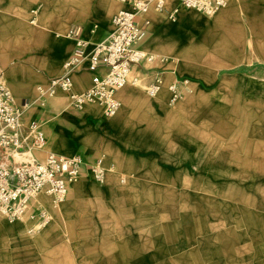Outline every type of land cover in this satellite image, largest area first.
<instances>
[{
    "label": "crops",
    "instance_id": "1",
    "mask_svg": "<svg viewBox=\"0 0 264 264\" xmlns=\"http://www.w3.org/2000/svg\"><path fill=\"white\" fill-rule=\"evenodd\" d=\"M75 1L45 0L37 18L29 20L35 24L33 30L27 24L24 0H0V22H5L1 27L27 34L24 39L27 43L18 39L16 44L33 45V51L38 55L45 51L49 53L46 59L39 61L42 71L31 68L28 72V86L35 80H45L47 84L50 78L62 73L63 62L73 48V41L65 36L68 10L79 18L82 37L95 44L111 32L109 9L115 4L118 9L123 6L113 0H104L107 6L103 9L95 6L89 13L87 0H78L77 4ZM175 7L178 8L177 16L171 20L168 14ZM13 9H16V15L10 13ZM146 16L150 21L148 34L140 47L166 60L135 64L130 74L142 76L146 87L156 71L161 70L165 84L175 78H186L190 80L193 92L170 106L165 88L157 98L151 99L146 95L145 87L129 83L116 93L121 106L114 115L107 117L101 107L86 105L80 116H66L69 136L53 134L44 144L43 151L32 153L40 160L45 151L63 155L79 153L92 162L99 157L93 156L96 151H102L107 169L103 183L82 176L69 187L72 198L100 199L107 207V213L112 214L125 213L132 207L118 205L121 199H139L140 205L136 209L141 215V226L133 225L140 233L128 238L119 237L117 242L108 238L100 259L107 262L125 264L129 260L126 252L129 245L140 247L133 262L141 260L152 264L162 259L187 260L183 257L187 253L175 250L179 249L176 241L164 240L163 232L149 233L157 231L158 227L163 231L164 227L160 225L163 222H157L158 215L165 213L173 223V214H223L226 212L221 206H206V198L243 197L249 190L248 185L252 187L254 182L264 180V1L228 0L215 14L207 15L181 7L180 0H165L162 10L150 9ZM91 75L85 68L76 72L73 89L82 92L88 88ZM4 76L9 82L20 78L13 66ZM15 101L23 103L22 98L15 97ZM28 116L26 112L27 120H39L38 115ZM101 118L104 120L99 124ZM53 121H48L52 129ZM93 143H96L93 153L76 151L80 144L89 149ZM116 173H127L124 186L117 185ZM41 197L52 212L63 217L73 213L71 207L64 205L65 200L52 207L48 196ZM260 197L264 198L263 192ZM175 199H182L181 205H175ZM127 223L131 228L132 223ZM197 223L198 229L200 223L204 224L200 220ZM164 224L168 225V221ZM25 225L27 223L23 221L0 218V247L17 239ZM68 226L69 230H75L72 222ZM46 228L48 226L42 231ZM194 228L195 225L190 227L189 222L182 220V230ZM185 236H189L188 232ZM21 240L25 241L24 238ZM74 245L76 248L69 251L77 250V243H72L71 247ZM62 247V242L54 244L59 256ZM70 254L72 260L73 253Z\"/></svg>",
    "mask_w": 264,
    "mask_h": 264
},
{
    "label": "rangeland",
    "instance_id": "2",
    "mask_svg": "<svg viewBox=\"0 0 264 264\" xmlns=\"http://www.w3.org/2000/svg\"><path fill=\"white\" fill-rule=\"evenodd\" d=\"M24 1L27 4V24L34 30L36 29L35 24L33 22L30 23L29 20L31 19L32 21L33 18H37L40 11L44 8L42 4L45 0ZM77 1L78 0L75 1L76 4ZM87 1V11L89 10V13L95 6L102 9L104 6H107L104 0ZM67 5L69 9H72L69 3ZM73 8H75V6ZM117 9L118 6L116 4L109 9V19ZM151 10H153V8ZM11 12L13 15L17 14L16 9H13L10 13ZM33 14H35V17H33ZM66 20V31L67 28L74 23L77 25L79 24V27L82 26H80V20L76 17V13H73L71 10H68ZM1 24H5V22H0V77H2V80L11 89L17 99L22 98L23 103L29 102V107L26 110V112L29 113L28 117L33 118L37 115L39 116L40 125H42L45 130L46 143L50 141L53 134L58 136H69L70 134H67L69 129L66 116L68 114L75 116H80L82 114V109H75L72 107L70 102L71 94H78L81 91L73 90L74 92H63L58 90L54 95L42 99L44 104V106H42L36 87L37 85H46L45 80L43 82H38L36 80L30 81L29 83L32 85L28 86L26 79L28 78V72L31 68H34V70L38 72L42 71L39 61L46 59L49 53L45 51L41 53V55H38L33 51L35 48L33 45H17L16 41L18 39H26L27 34L21 30H6L5 27H1ZM11 51H13V53H11ZM10 66L17 69V74L20 77L17 81L9 82L4 76ZM130 76L131 78H136V84L138 86L145 87L142 76ZM49 120H54V129L50 127L48 123ZM103 120L104 118H101L98 123L100 124ZM95 146L96 143H93L88 149L85 145L80 144L77 146L76 151L80 150L93 153L95 152ZM93 156L105 157V153L97 150L96 155L94 154ZM14 159L16 162H20L22 160H32V157L30 156V152L25 151L22 155L14 153ZM115 179L118 186H124L125 181L128 179V175L127 173H116ZM121 180L124 181L122 182ZM253 184L252 187L248 185L249 190L245 191L243 197L232 199L223 197L215 200L206 198V206L210 208H213L214 205L221 206L226 212L223 214H209L208 212L200 215L192 212L186 215H182V213L173 214V223L171 222V218L166 217L165 213L158 215L157 222H163V224L160 225L161 227L163 226L164 229L161 231V228L158 227L157 231L152 230L149 233L154 234L155 232H163L164 240L169 243L176 241V247L179 249L175 250L179 253H187V255L183 256L187 258V260L172 261L170 259H162L152 264H264V198L260 197L262 192L264 193V180L254 182ZM44 199L45 198L40 196V200ZM181 200L182 199H175V205H181ZM69 203L70 205H67ZM119 204L124 208L132 206L135 209L131 207L130 209H126L125 213L119 214L107 213V207L104 206L100 199L93 200V198L88 197L72 198L71 192H69L64 205L71 207L73 211L71 216L68 215L63 217L47 208L51 216V222L47 225L48 229L46 228V231L40 230L42 232L34 231L31 233L29 229L35 227L37 217L35 212H33L35 205L33 206L30 204L23 216V218L27 219L28 224L18 232L17 239L11 241L10 244L0 247V264H124L100 260L103 257L102 253L105 252L104 243H106V240L108 241V238H112L113 241L115 240L117 242L119 237L128 238L130 236H137V232L138 234L140 233V229H136V225H133V223H135L137 227L141 226V215L137 213L136 209L137 205H140L139 199H121L118 205ZM87 209L91 211H87ZM103 211H106V213H103ZM167 216L171 217L170 215ZM0 218H5L2 213H0ZM182 220L189 222L190 227L191 225H195L196 228L189 231L182 230ZM199 220L204 224L202 226L200 223V228L198 229L197 221ZM167 221L168 225L164 224ZM70 222H72V227H74L75 230H69L67 228ZM127 222L132 223L130 226L131 228L128 227L130 223L128 224ZM169 222H171V224H169ZM110 226L111 229L109 228ZM201 227L203 228L201 229ZM187 232L189 236H185ZM23 238L25 241L21 240ZM55 240H57L56 242L58 243H63L60 253L61 256L57 254V249L54 250ZM72 243H77V250L75 252H73V249H75L76 246L74 245L71 247ZM148 247L147 245L146 248ZM70 248H73V251H69ZM138 248L140 249V247ZM139 249L130 245L126 246L129 260L126 261L125 264H151L150 262L147 263L141 260L134 261L135 263L133 262V257L138 256L135 255V252ZM59 252L60 251H58V253ZM71 252L73 253L72 260H70ZM92 256L98 259L93 260L91 258Z\"/></svg>",
    "mask_w": 264,
    "mask_h": 264
},
{
    "label": "built area",
    "instance_id": "3",
    "mask_svg": "<svg viewBox=\"0 0 264 264\" xmlns=\"http://www.w3.org/2000/svg\"><path fill=\"white\" fill-rule=\"evenodd\" d=\"M113 1L123 6L111 17V32L91 48H88L87 41L81 35V27L72 24L67 28V35L75 42L70 55L63 62L62 73L50 78L44 86L37 85L36 91L42 106V99L54 95L58 90L70 91L73 75L85 68L92 73L91 84L82 92L71 94V105L81 109L83 103L96 101L102 106L104 115L109 116L121 105L116 96L117 91L137 81L130 76L133 65L165 62L164 57L148 53L140 47L148 34L150 21L147 13L152 8L162 10L165 0ZM227 1L180 0V6L213 15ZM177 12L178 8L175 7L168 17L175 20ZM164 88L170 106L193 92L189 79L175 78L165 84L163 72L157 70L146 85L145 93L155 99ZM28 107L29 102L15 101L11 89L0 77V213L10 219L24 215L34 196L39 193L50 195L55 202L61 203L67 197L70 185L82 176L101 184L107 173L103 157L88 162L79 153L63 155L45 151L42 160L33 157L32 160L16 162L14 153L40 151L46 143L39 120L25 118ZM33 212L37 222L34 228L29 229L30 233L44 228L51 218L42 205L35 206Z\"/></svg>",
    "mask_w": 264,
    "mask_h": 264
},
{
    "label": "bare ground",
    "instance_id": "4",
    "mask_svg": "<svg viewBox=\"0 0 264 264\" xmlns=\"http://www.w3.org/2000/svg\"><path fill=\"white\" fill-rule=\"evenodd\" d=\"M197 11V10H196ZM32 12H35V11H32ZM95 28V27H94ZM68 39H70V40H72L73 41V44H74V42H75V40L72 38V37H69L68 35H67V33H66V35H65ZM93 43H89L88 41H87V45H92ZM74 89H73V85H72V87H71V89H70V91H68V92H74L73 91ZM63 92H65V91H63ZM177 103V102H176ZM89 104H91V105H97V106H99V107H101L102 108V106L98 103V102H96V101H94V102H85V103H83V105H82V110L84 109V107L86 106V105H89ZM121 106V105H120ZM120 108V107H119ZM118 108V109H119ZM102 110H103V108H102ZM118 111V110H117ZM116 111V112H117ZM115 112V113H116ZM115 113H113V114H111V115H109V116H112V115H114ZM108 117V116H107ZM40 151H43V147H42V150H40ZM17 155H22V153H16ZM30 156L33 158V156H32V153H30ZM79 180V179H78ZM77 180V181H78ZM48 196L49 197V199H50V202H49V204H50V206H52V207H56V206H58L59 204H61V203H59V202H55L54 200H53V198L50 196V195H47V194H44V193H39V194H37V195H35L34 196V198L32 199V201H31V205H35V206H37V205H42V206H44L46 209L48 208L46 205H45V203L42 201V200H40V196ZM23 216L24 215H22V216H20L19 218H17V219H10V218H8L7 216H5L4 215V217H6L8 220H14V221H23V222H26L27 224H28V222H27V219L26 218H23ZM51 217V216H50ZM50 221H51V218H50ZM50 221H49V223H50ZM48 223V224H49ZM47 224V225H48ZM46 225V226H47ZM45 226V227H46ZM45 227L44 228H42L41 230H43V229H45ZM40 231V230H39Z\"/></svg>",
    "mask_w": 264,
    "mask_h": 264
}]
</instances>
